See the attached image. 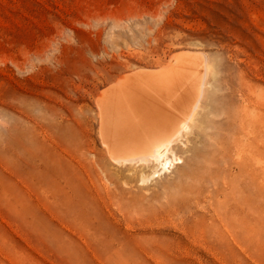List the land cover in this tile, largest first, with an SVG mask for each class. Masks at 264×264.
Returning a JSON list of instances; mask_svg holds the SVG:
<instances>
[{
	"label": "rangeland",
	"instance_id": "374dc122",
	"mask_svg": "<svg viewBox=\"0 0 264 264\" xmlns=\"http://www.w3.org/2000/svg\"><path fill=\"white\" fill-rule=\"evenodd\" d=\"M182 51L173 164L110 162L102 91ZM0 264H264V0H0Z\"/></svg>",
	"mask_w": 264,
	"mask_h": 264
},
{
	"label": "bare ground",
	"instance_id": "6f19581e",
	"mask_svg": "<svg viewBox=\"0 0 264 264\" xmlns=\"http://www.w3.org/2000/svg\"><path fill=\"white\" fill-rule=\"evenodd\" d=\"M200 54L179 52L166 69L137 70L126 75L118 86L102 91L97 102L103 114L102 142L110 162L156 163L159 169L155 167L154 174L173 164L174 158L167 154L179 135L189 128L188 120L202 94L204 67ZM90 64L97 68L102 62L97 60ZM64 69L60 56L56 55V113L64 105L67 88L74 83ZM76 76L86 82L83 74ZM79 97L83 95L74 100ZM80 146L74 144L69 150L73 154L78 152L81 161L86 156Z\"/></svg>",
	"mask_w": 264,
	"mask_h": 264
}]
</instances>
